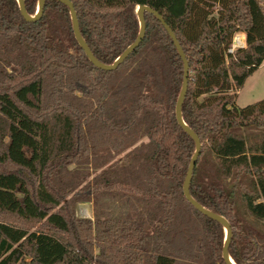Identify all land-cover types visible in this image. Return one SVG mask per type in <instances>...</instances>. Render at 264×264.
Listing matches in <instances>:
<instances>
[{
	"label": "trees",
	"instance_id": "1",
	"mask_svg": "<svg viewBox=\"0 0 264 264\" xmlns=\"http://www.w3.org/2000/svg\"><path fill=\"white\" fill-rule=\"evenodd\" d=\"M38 1L23 0L28 16ZM68 1L103 65L136 40L139 6L163 18L188 60L181 117L201 145L189 194L229 223L234 264H264V99L235 107L264 61V0ZM144 21L104 71L64 4L27 21L0 0V264H225L223 227L183 194L195 153L175 115L183 62ZM238 33L245 48L228 53Z\"/></svg>",
	"mask_w": 264,
	"mask_h": 264
},
{
	"label": "water",
	"instance_id": "2",
	"mask_svg": "<svg viewBox=\"0 0 264 264\" xmlns=\"http://www.w3.org/2000/svg\"><path fill=\"white\" fill-rule=\"evenodd\" d=\"M45 1L46 0H39L38 1L37 12H36L35 16H33V17H30L26 14L23 0H17V3L19 5L22 16L27 21H35L40 17V15L42 13ZM57 1L64 4L69 9L75 39H76L77 43L79 44V46L81 47V49L84 51L88 60L96 68L104 70V71L115 70L118 67V65H120L138 47V45L140 44V42L144 36V32H145V21H144V14L145 13H149V14L154 15L156 17V19L162 24V26L166 30L168 36L172 40V42H173V44H174L180 58L182 59V62H183L184 75H183L182 87H181L180 94H179V97L177 99V103H176V107H175L176 120H177L179 126L192 138V140L194 141V144H195V153H194V156L192 157V159L190 161L186 176L184 178L183 194H184L186 200L198 212H200L202 215L210 218L211 220L218 222L223 227L225 237H224V243H223V247H222V259H223L225 264H234L228 255V248H229V244H230V240H231V228H230L229 223L224 218H222L221 216H218V215L206 210L202 206H200L197 202H195L191 198V196L189 194V184H190L191 176H192V173H193V170L195 167V163H196L198 154L200 152L201 145H200V141H199L198 137L186 126V124L183 122L182 117H181V107H182V104H183V101H184V98L186 95V91H187V86H188L189 68H188V60H187L186 56L184 55V53L180 47V44L178 43L173 32L166 25L163 18L158 13L154 12L153 10H151L150 8H148L146 6H139L137 8V11H136L137 18L139 21V33H138L136 40L124 51V53L117 60L114 61V63L112 65H103V64L99 63L97 60H95V58L92 56L91 52L87 48L86 44L84 43L82 37L80 36L78 20H77V16H76V13L74 11L72 3L68 0H57Z\"/></svg>",
	"mask_w": 264,
	"mask_h": 264
},
{
	"label": "rangeland",
	"instance_id": "3",
	"mask_svg": "<svg viewBox=\"0 0 264 264\" xmlns=\"http://www.w3.org/2000/svg\"><path fill=\"white\" fill-rule=\"evenodd\" d=\"M237 35L243 36L245 39L244 34L238 33ZM237 94L235 107L238 109L255 104L264 99V61L261 66L246 79L243 88L239 90ZM77 216L80 219H92L91 204L83 203L78 205ZM37 227L38 225H32L30 228L34 230Z\"/></svg>",
	"mask_w": 264,
	"mask_h": 264
},
{
	"label": "built area",
	"instance_id": "4",
	"mask_svg": "<svg viewBox=\"0 0 264 264\" xmlns=\"http://www.w3.org/2000/svg\"><path fill=\"white\" fill-rule=\"evenodd\" d=\"M245 47V39L243 36L235 35L234 39L232 40V44L228 49V53H233L237 49H241Z\"/></svg>",
	"mask_w": 264,
	"mask_h": 264
}]
</instances>
